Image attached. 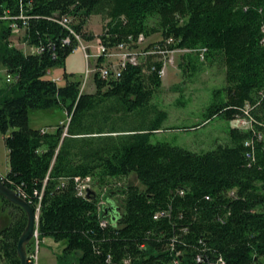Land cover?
Here are the masks:
<instances>
[{"label": "trees", "instance_id": "1", "mask_svg": "<svg viewBox=\"0 0 264 264\" xmlns=\"http://www.w3.org/2000/svg\"><path fill=\"white\" fill-rule=\"evenodd\" d=\"M20 14L28 16L25 25L15 20L24 43L44 47L41 53L10 44L3 17ZM93 15L103 21L97 36L83 30ZM62 16L84 41L97 37L106 49L137 50L139 35L161 40L138 50L137 63L126 61L116 78L100 75L99 56L94 92L84 93L73 74L63 71V84L46 77L73 50L61 47L68 31L52 20ZM0 25V64L13 77L0 89L9 167L2 181L38 211V240L63 243L56 264H71L76 252L75 264H196L198 255L264 264V0H0ZM173 50L189 51L181 56L184 71L215 59L224 67L225 84L213 91L204 122L221 116L251 124L230 127L225 144L207 151L152 143L167 116L151 103L162 85V61L154 58ZM56 107L68 114L65 125H28L30 111ZM147 111L153 116L146 120ZM131 175L138 184L117 190L119 205L99 207L97 196L76 194V178L102 187ZM0 202L9 217L0 229V264H20L26 215ZM104 207H111L107 216ZM159 211L167 215L155 219Z\"/></svg>", "mask_w": 264, "mask_h": 264}, {"label": "rangeland", "instance_id": "2", "mask_svg": "<svg viewBox=\"0 0 264 264\" xmlns=\"http://www.w3.org/2000/svg\"><path fill=\"white\" fill-rule=\"evenodd\" d=\"M23 16L28 17L24 14ZM5 21L9 23V20L6 19ZM102 22V18L99 15H93L87 20L83 30L95 36L100 35L103 28ZM13 24L12 19H10V25ZM5 25L6 23L2 24V26ZM11 33L10 43L17 49L24 51L25 54L30 53L32 47L30 48L23 41V27L18 28V30L16 28V31L12 29ZM96 40H98L97 37L93 41H84V46L87 47L91 54L88 62L85 60L82 51L76 49V51L66 56L63 67L53 68L46 77L54 78L57 84H62L64 82L62 74L65 71L73 74V79L81 83L79 88L82 92H94L93 68L97 61ZM160 40L161 38L158 33H154L146 38L142 37V40L137 44V50L132 48L131 51L134 50L137 52L145 47H153ZM109 50L111 53H114L112 59H114V65L116 66L118 63L116 60L122 52L115 48ZM188 52L187 50H173L165 55L157 53L156 58H154L155 60L162 61V74L160 76L162 85L154 93L151 103L164 111L167 116L160 123L161 130L153 133L150 140L152 143L166 142L172 146L201 152L211 150L217 144H225L227 141V131L230 127L245 128L246 126L245 123L241 124L242 119L228 121L221 116H215L204 122L205 108L213 100V91L221 89L225 84L224 67L219 60L215 59L211 62L202 61L197 65V69L194 72L184 71L180 68L181 56ZM87 67L92 73L90 72L85 77ZM6 74L1 70L0 64V87H5L6 85ZM59 76L62 80L58 79ZM152 116V112L147 111L145 118L146 120L151 119ZM68 120V114L61 107H56L52 110L30 111L28 125L31 128H44L48 130V128L57 125L58 122L65 125ZM197 124L201 125L194 129L189 128ZM2 141L3 136L0 134V175L4 176L8 172L9 167L8 157L6 155L7 151ZM127 184L137 185L136 177L131 175L109 179L102 187H99L93 179H86L82 185L86 195L87 191H91L106 206L107 201H111L116 206L119 205L121 199L117 190ZM37 215L38 212H36ZM8 220V209L2 208L0 202V229L8 223ZM33 243V240L29 242L28 250L34 246ZM62 248V242L55 243L50 238L42 239L39 243L36 264H55V255L59 254ZM77 255V252L72 255L73 260L71 264H75Z\"/></svg>", "mask_w": 264, "mask_h": 264}, {"label": "built area", "instance_id": "3", "mask_svg": "<svg viewBox=\"0 0 264 264\" xmlns=\"http://www.w3.org/2000/svg\"><path fill=\"white\" fill-rule=\"evenodd\" d=\"M4 19H12L13 20V25H10L11 30L16 28L18 30L19 26L17 25V23L15 22V20H19L21 21L22 25H25V22L27 20L28 17L23 16L22 14H20L19 16L16 17H3ZM53 21H55L56 23L60 24L64 29H66L68 31V36L61 39V47L62 46H71L72 47V52L76 51V49H80L84 55L85 60L88 62V59H90L91 54L89 52V50L87 49L86 46H84L85 42L82 39L81 35L76 32L72 26L73 24V19L71 17L68 16H62L59 19H52ZM20 29V28H19ZM14 31V30H13ZM142 35H139L137 40H136V44H138L141 40H142ZM32 47V48H31ZM31 51L30 53H41L44 50V47H33L30 46ZM46 48L53 50L54 47L53 45L49 42L46 44ZM96 55H97V59L99 56H102L104 59V62H102V66L100 69V75H102L103 78L108 77V76H112L114 78L118 77L120 75V70L121 68L125 65L126 61L130 62V63H137V57H136V52L133 50L131 51L130 48H128V46L125 44H119L118 46L114 47L115 49L119 50L122 52V54L120 55V57H118V59L116 61H118L117 65H114L113 61L114 59H112L114 57V53H111L109 49H106L100 42L99 40H96ZM88 67H90L89 65H87ZM87 67V69L85 70V77L92 71H89L90 69ZM93 72H94V68H93ZM159 74L161 76L162 74V68L159 71ZM11 80H13V77L10 76L9 74H6L5 77V81L7 83L11 82ZM246 121V122H245ZM241 124L245 123V126L248 127L251 124V121L249 119H244L242 118L241 120ZM245 127V128H246ZM246 145L248 143H245ZM77 184V196L79 197H85V189L83 187V182L84 180H79L78 178L75 179ZM86 180V179H85ZM98 206L102 207L105 205L104 202L102 201H98ZM38 212V211H37ZM167 213L165 211L162 212H158L155 214L154 218H160L163 216H166ZM106 220L102 219L100 224L102 226H104L106 224ZM37 230V227H36ZM35 231L34 236H33V244L34 246L32 248H30L27 253H26V261L27 264H36L37 262V255H38V251H39V243L40 241L38 240V234L37 231ZM176 263V262H175ZM195 263H200V264H222L223 261L221 258H217L215 260H209L208 257L202 256V255H198L195 258Z\"/></svg>", "mask_w": 264, "mask_h": 264}, {"label": "water", "instance_id": "4", "mask_svg": "<svg viewBox=\"0 0 264 264\" xmlns=\"http://www.w3.org/2000/svg\"><path fill=\"white\" fill-rule=\"evenodd\" d=\"M95 198L94 193L91 191H87L86 197ZM0 196L4 198L9 203H12L18 207H20L25 215H26V225L24 227L23 232L18 238L17 246H16V254L19 258L20 264H27L26 261V247L33 239L34 233L37 227V216L34 209L31 207L29 203H27L22 197L18 195L14 190L6 187L2 181V176L0 175ZM111 207L103 208V215L107 216V213L110 211ZM200 264V263H197Z\"/></svg>", "mask_w": 264, "mask_h": 264}, {"label": "crops", "instance_id": "5", "mask_svg": "<svg viewBox=\"0 0 264 264\" xmlns=\"http://www.w3.org/2000/svg\"><path fill=\"white\" fill-rule=\"evenodd\" d=\"M10 38H8V40H9ZM9 42H10V40H9ZM90 43V42H89ZM11 44V43H10ZM25 44V43H24ZM12 45V44H11ZM14 46V45H13ZM15 47V46H14ZM30 47V46H29ZM1 70H3L4 71V73H6V69L1 65ZM52 80H54V78H51ZM58 79H60V80H62L61 78H60V76L58 77ZM55 81V80H54ZM6 82V81H5ZM64 83V82H63ZM62 83V84H63ZM6 84H7V82H6ZM1 88H3V87H0V89ZM88 93H90V92H88ZM58 123H60V122H58ZM54 127L55 126H53L52 128H48V130L47 129H44V128H36V129H41V130H46V131H52L53 129H54ZM56 264V263H55Z\"/></svg>", "mask_w": 264, "mask_h": 264}, {"label": "bare ground", "instance_id": "6", "mask_svg": "<svg viewBox=\"0 0 264 264\" xmlns=\"http://www.w3.org/2000/svg\"><path fill=\"white\" fill-rule=\"evenodd\" d=\"M37 219H38V217H37Z\"/></svg>", "mask_w": 264, "mask_h": 264}]
</instances>
